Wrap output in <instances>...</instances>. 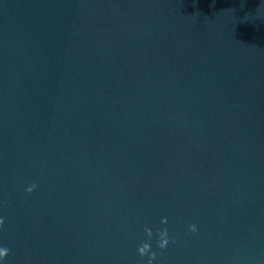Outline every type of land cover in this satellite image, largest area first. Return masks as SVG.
Returning <instances> with one entry per match:
<instances>
[{"label": "water", "instance_id": "95a60500", "mask_svg": "<svg viewBox=\"0 0 264 264\" xmlns=\"http://www.w3.org/2000/svg\"><path fill=\"white\" fill-rule=\"evenodd\" d=\"M0 218V264H264V0H0Z\"/></svg>", "mask_w": 264, "mask_h": 264}, {"label": "clouds", "instance_id": "9594fccd", "mask_svg": "<svg viewBox=\"0 0 264 264\" xmlns=\"http://www.w3.org/2000/svg\"><path fill=\"white\" fill-rule=\"evenodd\" d=\"M35 187L36 185H32L31 187L27 189V191L32 192ZM161 222L166 224L167 217H162ZM4 224H5V220L3 218H0V227H3ZM144 231L149 237V239L141 243L138 246L137 251L142 257L143 256L148 257L147 264H153V261L155 260L156 255H157V253L152 249V244H151V238L153 236V229L149 225L146 224L144 226ZM189 231L190 232L198 231L197 225L195 223H192L189 226ZM156 232L158 235V240H157L158 247L161 249L166 248L171 240V237L169 236V233H168V229L165 227L163 229H157ZM9 252H10L9 248L0 247V260L6 259L9 255ZM140 264H144V261L142 260Z\"/></svg>", "mask_w": 264, "mask_h": 264}]
</instances>
